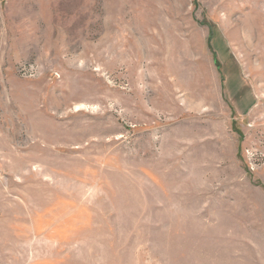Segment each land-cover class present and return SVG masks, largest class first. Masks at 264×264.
<instances>
[{"label":"rangeland","instance_id":"obj_1","mask_svg":"<svg viewBox=\"0 0 264 264\" xmlns=\"http://www.w3.org/2000/svg\"><path fill=\"white\" fill-rule=\"evenodd\" d=\"M0 264H264V0H0Z\"/></svg>","mask_w":264,"mask_h":264}]
</instances>
